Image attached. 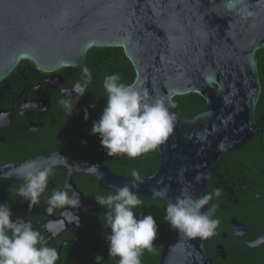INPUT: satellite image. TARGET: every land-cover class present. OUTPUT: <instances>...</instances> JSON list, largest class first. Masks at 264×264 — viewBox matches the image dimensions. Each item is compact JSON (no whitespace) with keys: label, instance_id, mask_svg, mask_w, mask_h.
Here are the masks:
<instances>
[{"label":"water","instance_id":"obj_1","mask_svg":"<svg viewBox=\"0 0 264 264\" xmlns=\"http://www.w3.org/2000/svg\"><path fill=\"white\" fill-rule=\"evenodd\" d=\"M244 8L243 14L230 10L228 0H0V81L25 59L53 72L81 64L92 46L122 47L135 70L131 85L146 90L150 102L170 98L175 116L173 132L156 149L158 166L142 179L138 195L153 199V188H166L167 196L156 198L166 205L178 197L196 200L208 194L209 179L223 157L257 131L264 0H245ZM193 92L207 108L193 117L177 115L174 97ZM60 164L68 168L70 181L77 171L96 164L104 176L98 180L107 187L115 190L131 182L86 149L52 153L0 171ZM208 208L209 203L201 211ZM162 232L155 264H212L206 239L186 238L167 221Z\"/></svg>","mask_w":264,"mask_h":264},{"label":"flooded vegetation","instance_id":"obj_2","mask_svg":"<svg viewBox=\"0 0 264 264\" xmlns=\"http://www.w3.org/2000/svg\"><path fill=\"white\" fill-rule=\"evenodd\" d=\"M80 65V64H79ZM61 67L53 72L37 69L33 64H18L0 81V167L16 165L52 153L86 149L91 157L104 163L117 175L130 176L138 170L143 179L148 175V153L131 159L126 155L108 156L101 147L98 134H90V127L103 111L100 101L107 97L103 83L105 72L96 67L98 85H87L71 116L58 101L70 93L75 103L73 85L82 83V68ZM259 79L264 80V49L257 53ZM94 71L93 69H90ZM90 105H95L91 107ZM87 109L89 118L84 120ZM254 118L257 131L240 149L227 153L209 179L208 193L222 190L213 196L209 208L216 205L213 219L219 220L215 235L205 241L212 264H264V95L258 99ZM54 175L41 195V203L29 209L28 202L18 197L16 189L24 183L13 174L0 171V203L7 202L12 219L21 217L31 221L46 238L48 246L56 248V264H95V257L104 258L102 264H118V258L108 257L105 234L110 229L102 223L106 207L100 206L95 195H107L115 190L102 184L87 172L74 173L69 179L68 168L53 166ZM70 185L69 196L79 194L80 205L46 212V200L54 190ZM144 198V197H143ZM164 208H161L163 211ZM68 212V218L64 214ZM140 215H153L152 209L142 204L134 209ZM159 212V210H158ZM165 225V224H164ZM164 227V226H163ZM163 231V228H162ZM163 233V232H162ZM144 258V259H143ZM152 264H155L153 259ZM141 264H149L146 253Z\"/></svg>","mask_w":264,"mask_h":264},{"label":"clouds","instance_id":"obj_3","mask_svg":"<svg viewBox=\"0 0 264 264\" xmlns=\"http://www.w3.org/2000/svg\"><path fill=\"white\" fill-rule=\"evenodd\" d=\"M245 0H228L230 10L243 14ZM252 15V13H247ZM66 67L74 65L66 64ZM120 75H106L103 80L107 99L106 106L98 120L93 122L90 134H98L101 147L108 156L126 155L131 159L154 151L167 140L173 132L175 116L170 113L171 99L166 103L165 97L149 101L146 90H137L134 85L120 83ZM82 83L73 85L75 103L70 93L67 98H61L58 103L68 116L75 110L79 99L86 93L87 85L92 81V73L87 66L82 68ZM94 107L95 105H90ZM174 106V105H173ZM89 118L87 109L84 120ZM63 157V156H62ZM66 160V157H63ZM67 161V160H66ZM87 172L104 178L99 166L89 165ZM24 183L17 189L18 197L28 202L29 209L41 203V195L48 187L49 178L54 175L53 166L34 167L20 166L16 173ZM131 182L115 189L113 193L95 195L96 202L106 207L102 223L110 233L105 234L108 243V257L118 258V264H141L145 250L155 251L154 241L158 235L156 219L151 215L138 216L134 209L143 204L138 195L143 180L138 170L130 172ZM4 176L0 179H8ZM70 185L64 189L54 190L46 200V212L52 215L56 209L66 206L71 208L80 205L79 194L75 191L69 196ZM153 199L167 196V189L152 190ZM222 190L216 188L213 193L192 200L190 197H178L175 203H168L165 210V220L172 230L186 238L207 239L215 235L219 225L218 219L212 217L216 205L206 211H201L213 199L220 197ZM13 212L7 202L0 203V264H56L59 254L56 248L48 246L46 238L31 221L21 217L12 219ZM104 258L95 257V264H102Z\"/></svg>","mask_w":264,"mask_h":264},{"label":"trees","instance_id":"obj_4","mask_svg":"<svg viewBox=\"0 0 264 264\" xmlns=\"http://www.w3.org/2000/svg\"><path fill=\"white\" fill-rule=\"evenodd\" d=\"M33 64L29 60L25 59L19 62V64ZM87 66L92 73V81L98 85L97 81L99 76L97 75L98 72L96 71V67H99L103 73L102 75H110L113 73H118L121 77L120 83H124L126 85L132 84L135 78V70L133 68L132 63L127 58L124 50L122 47H114V46H92L86 52V55L82 61V63L78 66V68H83ZM82 75V73H81ZM103 81V80H102ZM262 86V95H264V80H260ZM103 86V83H100ZM96 86V85H95ZM102 99L99 100L100 104L103 106L106 104V99L104 94H102ZM174 111L177 115H185L188 117H193L196 114L204 111L207 108V103L205 99L198 93H188L185 95H178L174 97ZM148 163H149V172L148 175L154 172L158 166V154L157 151H150L148 152ZM146 175V176H148ZM143 201V204L147 205L153 211V217L156 219L158 225V235L157 239L154 241L155 244V251L148 252L147 250L144 251L146 256L149 259V264L151 260L155 261L157 259L158 253V246L162 240L163 233L162 228L166 222L165 220V210L167 205L164 204L162 201L157 199H148L139 196ZM164 208L161 211V208ZM159 210V212H158ZM144 259V258H143Z\"/></svg>","mask_w":264,"mask_h":264}]
</instances>
